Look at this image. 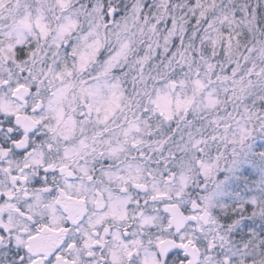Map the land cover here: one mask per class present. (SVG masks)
<instances>
[{
	"label": "snow or ice",
	"instance_id": "6c2138e0",
	"mask_svg": "<svg viewBox=\"0 0 264 264\" xmlns=\"http://www.w3.org/2000/svg\"><path fill=\"white\" fill-rule=\"evenodd\" d=\"M0 264H264V0H0Z\"/></svg>",
	"mask_w": 264,
	"mask_h": 264
}]
</instances>
